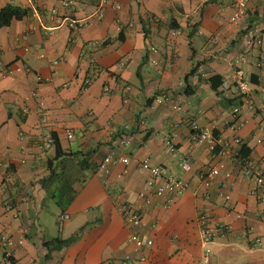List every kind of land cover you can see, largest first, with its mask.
I'll return each mask as SVG.
<instances>
[{
    "label": "crops",
    "instance_id": "0c3cea01",
    "mask_svg": "<svg viewBox=\"0 0 264 264\" xmlns=\"http://www.w3.org/2000/svg\"><path fill=\"white\" fill-rule=\"evenodd\" d=\"M234 1L106 0L93 14L99 0H0V8L26 9L0 27V61L18 68L0 76V238L11 236L19 264H198L200 214L229 225L215 236L213 263L264 264L262 204L241 172L242 157L264 167V65L256 64L264 58V0H248L246 14L231 22ZM251 23L261 28L259 45L244 38ZM236 59L254 106L240 110V128L230 121L236 90L220 88ZM197 65L202 74L193 77ZM192 122L217 137L238 136L246 155L242 144L219 156L191 143ZM107 155L109 170L100 173ZM144 159L181 174L185 191L170 201L140 198ZM220 162L202 184L198 171ZM127 203L141 207L134 230L150 246L129 241ZM61 213L69 216L58 222ZM70 236L62 247L48 243Z\"/></svg>",
    "mask_w": 264,
    "mask_h": 264
},
{
    "label": "built area",
    "instance_id": "2783aa9c",
    "mask_svg": "<svg viewBox=\"0 0 264 264\" xmlns=\"http://www.w3.org/2000/svg\"><path fill=\"white\" fill-rule=\"evenodd\" d=\"M63 5L71 4L73 0H60ZM106 0H99L96 12L93 14H100ZM115 7H119L118 4H113ZM248 6V0H235L233 3V11L230 15L229 20L231 22H237L241 16L246 14ZM68 24L73 28H78L80 22L76 20H69ZM244 38L247 43L259 45L262 42L261 28L258 23H251L245 26L244 28ZM97 43V41H94ZM239 59L234 60V69L229 80L225 79L221 82V90L227 89L230 85L234 86L236 90L235 96H238L240 103L233 106L230 117L231 123L234 124V127L240 128L245 124V120L239 117L240 110L242 108L246 110H253L254 106L250 99V93L252 87L250 85L249 79L245 76L244 70L242 67L237 65ZM3 63L0 61V65ZM121 64V63H120ZM257 65H264V58L260 56L257 57ZM2 72L0 76L6 74H12L17 67L12 65H2ZM193 77H197L202 74L201 66H194L190 72ZM91 79L86 78L84 80V86L86 87L90 83ZM108 88H106L107 90ZM161 98L164 101H167L170 97L167 94H161ZM177 107V106H176ZM179 108V107H177ZM67 136L71 137L72 132L67 131ZM188 139L191 143L197 144L200 142H205L208 148L216 155L225 156L232 152L234 144H242L241 139L236 136L229 139H224L214 135L212 130L207 127H201L197 123L192 122L190 126V132ZM263 138L258 137L256 140L261 142ZM52 142V139H49ZM120 160L127 162V157L122 156ZM112 161V155H107L103 158L100 164L97 166V171L106 173L109 170V163ZM241 172L242 174L252 178L253 186L251 188V193L258 199L262 204V213L264 214V167H253L249 164L246 158L242 157L241 162ZM179 166L182 171H188L191 168L189 161L186 158H183ZM223 167V163H216L209 166L205 169H200L197 173L198 180L204 184L208 185L209 181L219 172V169ZM140 168L149 173V176L145 179L144 184L141 190L138 192V196L142 199H145L148 194L162 195L166 194L168 200H173L175 197L181 195L186 187V179L179 173L168 170L165 166L157 163H153L148 159H144L140 163ZM146 201V200H145ZM141 207L135 206L134 204L127 203L121 207V213L126 224L133 228L130 232L128 239L133 244L135 248L147 247L152 244V239L138 233L135 228H137L141 223ZM67 213H61L56 217L58 222L63 221L68 218ZM199 224V237L201 245V255L199 258L198 264H215L211 260L212 256V244L215 241V236L218 233H227L229 231V225L227 224H218L215 225L211 223L209 216L205 214H200L198 216ZM17 243H21V240H18ZM0 245L2 247L0 255V264H19L13 257L12 254V245L13 240L11 236L4 234L0 238Z\"/></svg>",
    "mask_w": 264,
    "mask_h": 264
},
{
    "label": "trees",
    "instance_id": "16d2710c",
    "mask_svg": "<svg viewBox=\"0 0 264 264\" xmlns=\"http://www.w3.org/2000/svg\"><path fill=\"white\" fill-rule=\"evenodd\" d=\"M24 14H26V9L20 8L18 6L11 5V4H7L5 6H2L0 8V27L1 26H4V25H8L13 18H19V17H21ZM213 78H215V76H211L210 77V80L213 81ZM213 82H212V87H216ZM239 152L243 156L246 155V147H245V144H242L241 145V148H240V151ZM73 239H74L73 236H70V237H68L66 239L54 238V239L50 240L48 243L52 247H62L64 245L70 243Z\"/></svg>",
    "mask_w": 264,
    "mask_h": 264
}]
</instances>
